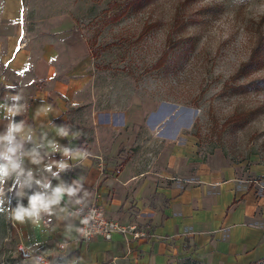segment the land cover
I'll list each match as a JSON object with an SVG mask.
<instances>
[{
	"label": "rangeland",
	"instance_id": "rangeland-1",
	"mask_svg": "<svg viewBox=\"0 0 264 264\" xmlns=\"http://www.w3.org/2000/svg\"><path fill=\"white\" fill-rule=\"evenodd\" d=\"M0 35L57 83L73 132L102 126L127 154L159 161L184 140L207 170L221 158L264 174V86L230 90L264 81V0H0ZM18 245L0 225L6 264L24 259Z\"/></svg>",
	"mask_w": 264,
	"mask_h": 264
},
{
	"label": "crops",
	"instance_id": "crops-1",
	"mask_svg": "<svg viewBox=\"0 0 264 264\" xmlns=\"http://www.w3.org/2000/svg\"><path fill=\"white\" fill-rule=\"evenodd\" d=\"M9 38L0 42L4 46L0 50V103L7 94L23 97L20 103L28 105L27 109L11 119L25 122L32 139L24 142V150L35 148L41 161L33 164L32 157H21L25 173L32 170L36 179L47 177L53 187L80 179V195L87 191L88 205L103 207L109 218L134 225L143 235L127 241L114 233L110 240L94 237L83 241L77 236L78 217L70 221L74 226L68 230L55 217H45L40 225L19 224L5 211L0 212V225H6V233L32 251L67 254L77 264H179L185 259L204 264H253L264 259V174L249 177L252 171L221 158L207 170L206 164L189 156L184 140L180 147L170 145L160 162L151 156L127 154L123 143L110 139L109 130L102 126L94 128L95 134L76 132L75 136L59 137L56 127L67 125V114L56 100L57 83L51 85L46 74L32 70L26 50L19 47L15 36ZM49 105L51 111L45 112ZM6 115L0 108V133L9 123ZM49 141L81 149L87 155L66 158L53 151ZM6 147L0 144V151ZM60 161L70 167L59 179L53 178L46 169ZM5 190L10 207H15L11 180ZM35 191L42 189L35 184L26 189L29 194ZM22 202L26 206L27 198ZM63 204L69 210L75 207L68 197Z\"/></svg>",
	"mask_w": 264,
	"mask_h": 264
},
{
	"label": "clouds",
	"instance_id": "clouds-1",
	"mask_svg": "<svg viewBox=\"0 0 264 264\" xmlns=\"http://www.w3.org/2000/svg\"><path fill=\"white\" fill-rule=\"evenodd\" d=\"M23 97L19 94H7L4 101L0 103V108L6 112V118L9 119L6 131L0 133V144L7 145V147L0 151V212H7L8 218L19 224L30 223L32 225H40L45 221V217H55L58 221H63L66 229L71 230L74 226L70 221L79 217L83 225H88L94 218L95 211L88 209L87 191H83V184L80 179L73 180L71 184L61 181L56 186H52L47 177L42 179L34 178L32 170L25 173L22 167L21 157H32L31 163L39 164L40 158L36 149L31 151L24 150V142L30 141L32 136L30 130L26 133V125L23 120L15 122L11 118L21 115L27 109L28 105L20 103ZM45 112L51 111V105L44 109ZM56 134L59 137L66 138L69 135H77L72 131L69 125H60L56 127ZM19 136V140H18ZM50 147L53 151L61 152L66 158H73L75 156L87 155L81 149H73L70 147H61L58 143L49 141ZM56 167L58 171H52ZM66 161L56 162L49 165L46 169L53 178L59 179V174L69 168ZM11 180L14 185V196L17 199L15 207H10L11 199L7 198L5 184ZM39 186L42 191H35L29 194L26 189H31L33 185ZM10 191L12 189H9ZM68 197L70 202L78 206L75 209L69 208L63 204L64 198ZM27 198L28 203L25 206L23 199ZM9 207H5V205ZM87 211V215H85ZM84 236L88 235L85 228H78ZM66 247V245H61ZM64 264H77L75 259L69 260L67 256L62 257ZM6 256L0 255V264H6ZM20 264H51L47 259L46 254L37 255L34 251L28 250L21 260Z\"/></svg>",
	"mask_w": 264,
	"mask_h": 264
},
{
	"label": "built area",
	"instance_id": "built-area-1",
	"mask_svg": "<svg viewBox=\"0 0 264 264\" xmlns=\"http://www.w3.org/2000/svg\"><path fill=\"white\" fill-rule=\"evenodd\" d=\"M76 207L78 206L75 205L72 209H75ZM88 209L94 210L95 216L88 225H83L78 217V228H85L88 231L87 236H84L81 232L77 231V236L80 240L88 241L94 237H101L105 240H110L114 233H119L125 238V240L128 241L129 239H138L143 235L141 232L136 231V227L134 225H123L120 222L109 218L103 207L97 204H89ZM84 214L87 215V211H85ZM18 250L20 255L24 258L26 252L31 249L20 243V245H18ZM36 254L39 255L41 253Z\"/></svg>",
	"mask_w": 264,
	"mask_h": 264
},
{
	"label": "trees",
	"instance_id": "trees-1",
	"mask_svg": "<svg viewBox=\"0 0 264 264\" xmlns=\"http://www.w3.org/2000/svg\"><path fill=\"white\" fill-rule=\"evenodd\" d=\"M126 10H122L116 14H114L111 18L110 21H117L119 20L122 15L124 14ZM162 64V59L156 64V67L160 66ZM243 71L242 67L238 70L237 74H240ZM264 86V81L262 80H253V81H249L247 83H243L241 85H233L230 87V90L234 91V92H240V91H244L247 90L249 88H258Z\"/></svg>",
	"mask_w": 264,
	"mask_h": 264
}]
</instances>
